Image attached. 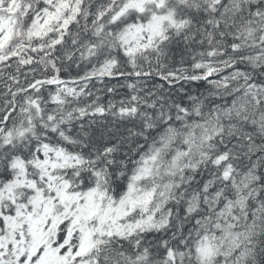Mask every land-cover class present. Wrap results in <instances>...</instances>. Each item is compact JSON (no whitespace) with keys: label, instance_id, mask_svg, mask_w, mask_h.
<instances>
[{"label":"snow or ice","instance_id":"obj_1","mask_svg":"<svg viewBox=\"0 0 264 264\" xmlns=\"http://www.w3.org/2000/svg\"><path fill=\"white\" fill-rule=\"evenodd\" d=\"M0 264H264V0H0Z\"/></svg>","mask_w":264,"mask_h":264}]
</instances>
